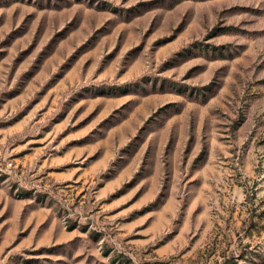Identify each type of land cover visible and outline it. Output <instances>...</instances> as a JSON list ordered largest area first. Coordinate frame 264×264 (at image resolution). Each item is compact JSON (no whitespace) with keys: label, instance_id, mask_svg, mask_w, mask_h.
Wrapping results in <instances>:
<instances>
[{"label":"rangeland","instance_id":"rangeland-1","mask_svg":"<svg viewBox=\"0 0 264 264\" xmlns=\"http://www.w3.org/2000/svg\"><path fill=\"white\" fill-rule=\"evenodd\" d=\"M225 258L264 264V0H0V264Z\"/></svg>","mask_w":264,"mask_h":264},{"label":"trees","instance_id":"trees-1","mask_svg":"<svg viewBox=\"0 0 264 264\" xmlns=\"http://www.w3.org/2000/svg\"><path fill=\"white\" fill-rule=\"evenodd\" d=\"M216 264H218V262H217ZM221 264H228V260H227V258H225V260H224L223 263H221Z\"/></svg>","mask_w":264,"mask_h":264},{"label":"built area","instance_id":"built-area-1","mask_svg":"<svg viewBox=\"0 0 264 264\" xmlns=\"http://www.w3.org/2000/svg\"><path fill=\"white\" fill-rule=\"evenodd\" d=\"M10 164H12V162Z\"/></svg>","mask_w":264,"mask_h":264}]
</instances>
